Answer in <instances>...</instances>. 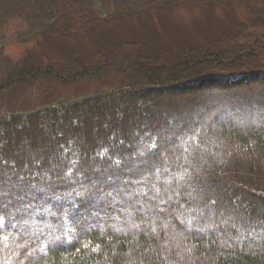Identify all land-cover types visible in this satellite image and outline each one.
<instances>
[{"label": "trees", "instance_id": "1", "mask_svg": "<svg viewBox=\"0 0 264 264\" xmlns=\"http://www.w3.org/2000/svg\"><path fill=\"white\" fill-rule=\"evenodd\" d=\"M182 6L247 18L142 53ZM44 171L60 200L20 190ZM0 191V264H264V0H0Z\"/></svg>", "mask_w": 264, "mask_h": 264}, {"label": "rangeland", "instance_id": "2", "mask_svg": "<svg viewBox=\"0 0 264 264\" xmlns=\"http://www.w3.org/2000/svg\"><path fill=\"white\" fill-rule=\"evenodd\" d=\"M246 18V12L243 10H237L234 13L228 14L216 9L209 13L190 6H182L174 9L161 20L156 17H149L148 19L150 20H146L148 22L146 25L135 20L132 22V31L149 45L150 49L143 50L142 53L152 56L156 52H161V57L172 60L166 54L168 53L167 51H173L174 53L178 52V50L181 51V49L185 50V47L202 40H216L223 34L225 35L232 31V27L236 25L233 21L245 22ZM23 31L24 26L18 22L10 23L6 29L7 40L4 46V53L12 60L20 58L26 52L30 53L37 49L35 42L25 45L17 41L18 33ZM156 34L162 36L163 41L156 42L153 39ZM80 50L82 51L83 58H87V49L83 47ZM94 89V86H89V88L81 89L78 94H88L93 92Z\"/></svg>", "mask_w": 264, "mask_h": 264}, {"label": "snow or ice", "instance_id": "3", "mask_svg": "<svg viewBox=\"0 0 264 264\" xmlns=\"http://www.w3.org/2000/svg\"><path fill=\"white\" fill-rule=\"evenodd\" d=\"M58 167V166H57ZM55 181H63L65 179L64 176L57 175L55 176ZM87 179V177H85ZM50 180H53V177L49 176L46 171L41 174L40 172L31 173L29 177H19L18 178V186L20 190L24 191L26 194H31L33 200L36 199V194H41V203L43 204L46 200L53 199V200H60L61 196L54 195V192L56 191V184L55 183H49ZM39 181V182H37ZM77 183H80L81 188L84 189L82 192H76L75 189H73V192H75L76 196L83 197L86 194L91 195V188H95V185H92L91 188H86L83 181H76ZM159 191V190H158ZM66 196H72V192L65 191ZM107 195H111V193H107ZM7 196V193H4L0 191V210H4L8 207L7 204H4L3 201L5 197ZM21 200V203L23 204V197H19ZM169 200H171V197H169ZM163 202V201H162ZM74 206V205H73ZM32 207L31 203L23 204L24 210L27 212L29 208ZM37 211H45L48 215L55 216V212L49 211L47 208H40L37 209ZM70 211V209L65 210V214ZM4 217L0 216V221H3ZM5 227H16L15 224L10 225H4L0 223V230H2ZM2 240H8L9 237L5 236L0 238Z\"/></svg>", "mask_w": 264, "mask_h": 264}]
</instances>
